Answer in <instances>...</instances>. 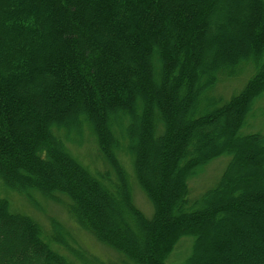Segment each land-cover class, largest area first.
<instances>
[{"label": "trees", "instance_id": "trees-1", "mask_svg": "<svg viewBox=\"0 0 264 264\" xmlns=\"http://www.w3.org/2000/svg\"><path fill=\"white\" fill-rule=\"evenodd\" d=\"M248 67L238 94L213 96ZM263 95L264 0H0V264H168L184 238L178 264H264V137L240 133ZM83 143L99 166L72 152ZM13 195L60 206L119 260Z\"/></svg>", "mask_w": 264, "mask_h": 264}, {"label": "rangeland", "instance_id": "rangeland-1", "mask_svg": "<svg viewBox=\"0 0 264 264\" xmlns=\"http://www.w3.org/2000/svg\"><path fill=\"white\" fill-rule=\"evenodd\" d=\"M240 73L234 78L221 80L213 89V96L221 98V102L224 103L228 101L233 95L238 94L246 84L247 80L250 78L252 70L248 67L246 70H243L241 74ZM263 111L264 95L256 101L253 107L254 114L253 112L251 113L246 127H244L240 133H259L264 137V119L263 117H260ZM71 150L82 162L89 165L92 164L99 166V162L95 154L96 151L92 145L83 143L80 147H72ZM228 160V156H222L207 164L203 168V171L196 178L189 182V197H197L202 192L210 189L221 175ZM126 163L129 164V161H126ZM124 168L129 178L134 204L143 212L146 217H150L152 213V207L134 180L132 164L129 167L124 165ZM12 202L15 209H23L26 212L33 214V216L46 230L49 229L51 219L59 222L60 225L64 226L69 232V237L73 244L76 245V248L85 250L96 258H99L105 262L119 260L117 254L105 248L104 246L99 245L89 235L80 231V229L68 217L66 212L60 208V206L40 201L41 211H36L25 204L19 197L14 195L12 197ZM185 239L188 238H184L183 241L179 243L174 253L169 258L168 264H178L186 256L189 251L188 249L190 241Z\"/></svg>", "mask_w": 264, "mask_h": 264}]
</instances>
